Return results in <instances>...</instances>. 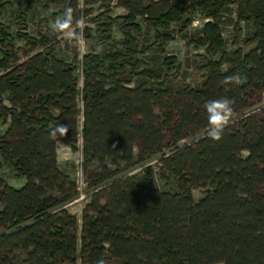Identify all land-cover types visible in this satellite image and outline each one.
Here are the masks:
<instances>
[{
    "label": "trees",
    "instance_id": "1",
    "mask_svg": "<svg viewBox=\"0 0 264 264\" xmlns=\"http://www.w3.org/2000/svg\"><path fill=\"white\" fill-rule=\"evenodd\" d=\"M67 1L77 18V0ZM233 1L253 27L244 45L229 52L220 20ZM120 5L129 13L101 14L98 31L110 42L116 24L124 23V50L85 55L82 88L76 64L54 54L56 33L20 34L31 46L20 61L14 48L3 49L9 36L0 26V122L8 125L0 154L26 178L16 188L0 175V264H264V0ZM198 10L210 20L193 42L221 58L208 61L201 85L174 88L165 72L178 69V58H164L159 71L142 69L135 56L152 47L140 50L132 32H141L137 16L149 14L157 49L165 53L173 24L184 23L186 30ZM41 44L53 52L37 51ZM234 74L242 84L221 83ZM121 76L146 81L130 87ZM222 98L233 101L236 117L215 141L207 135L204 105ZM60 124L68 126L67 135L50 136ZM80 133L85 172L98 166L87 174L92 192L82 225L65 206L80 191L59 168L57 152L59 143L78 149ZM184 139L191 140L179 145ZM155 156L162 178L174 176L178 190L169 177L165 189L157 188L152 165L143 175L129 174ZM194 188L206 189L198 201Z\"/></svg>",
    "mask_w": 264,
    "mask_h": 264
},
{
    "label": "rangeland",
    "instance_id": "2",
    "mask_svg": "<svg viewBox=\"0 0 264 264\" xmlns=\"http://www.w3.org/2000/svg\"><path fill=\"white\" fill-rule=\"evenodd\" d=\"M125 1V0H124ZM78 5L76 9L77 18L73 15V24L78 20L85 22V27L82 33L79 29L76 32L79 38L66 39L62 35L53 31L51 25L58 17H62L65 9L72 8L67 0L53 1V0H0V26L6 28V33L9 36L8 42L3 47L4 50H11L14 48L20 61H24L27 56L24 51L30 50L31 46L20 37L22 33H28L33 37L41 38L48 35L51 31L56 33L58 44L54 49V54L63 58L68 63L76 64L74 76L78 79V86H83V58L90 53L106 54L108 52H123L124 50V33L127 30L124 23L116 24L114 27L113 40L107 42L103 39L98 31V26L103 23L101 14L109 12L113 17L126 16L129 11L124 6L120 5V0H77ZM2 6H5L2 7ZM146 13V12H145ZM220 26L222 35L225 39L226 49L231 52L238 46H243L245 40L252 34V21L243 20L239 15V4L235 1L229 3L227 9L222 13ZM149 14H139L137 16V23L141 26V32L132 34L137 38L140 50L145 47H152L146 53H139L135 59L143 62L142 69L161 70V63L167 56H176L178 58V69L169 74L168 84L174 88L177 87H196L201 85L208 73V61H218L221 58L220 54L211 55L207 48L198 47L193 41L202 36V31L205 23L210 19L206 15V11L198 10L191 16L193 22L183 31L184 23L173 24L172 30L174 40L164 46L165 53L157 49L158 43L155 41V29L147 22ZM190 17L186 15L185 18ZM9 45V46H7ZM47 46L41 44L37 47V51H42L49 54L53 52L48 50ZM35 53V52H33ZM121 73V72H120ZM119 73V74H120ZM122 77V76H121ZM124 83L127 86L135 87L138 82H145L146 79L141 76H136L133 81L127 80L125 77ZM264 102V99H263ZM10 106V103L6 101ZM82 107V101H80ZM159 114V110H155ZM84 118L79 116V129L83 128ZM8 125L0 122V137L4 136ZM191 139H184L179 145L188 143ZM78 149H73L71 146L59 143L58 145V163L59 168L69 175L78 186L80 194L78 197L67 203L65 206L68 210L77 216L79 224L82 225V215L86 204L89 202V197L92 190L88 187L87 174L97 171L98 166L93 164L90 166L88 173L85 172L83 163V137L79 134ZM167 150L166 152H169ZM248 152H243V156H247ZM0 161L3 167L0 169V175L11 186L20 188L26 183L25 177H19L15 168L3 160L0 154ZM148 165L153 166V172L150 176L154 185L157 188H166V178H162V172L159 167L158 156L149 158L137 165L136 168L129 174L140 173L144 174V167ZM172 186L178 190L177 179L174 176L169 177ZM192 193L195 200H200L204 197L206 189L194 188ZM55 199H59V193H53ZM2 206L0 205V210ZM32 222V221H30ZM63 264H69L63 263Z\"/></svg>",
    "mask_w": 264,
    "mask_h": 264
},
{
    "label": "clouds",
    "instance_id": "3",
    "mask_svg": "<svg viewBox=\"0 0 264 264\" xmlns=\"http://www.w3.org/2000/svg\"><path fill=\"white\" fill-rule=\"evenodd\" d=\"M54 32L62 35L66 39L79 38L76 29H79L82 33L85 27V22L81 19L73 24V10L71 8L65 9L63 16L58 17L56 21L51 25ZM222 84H234L240 85L243 83V79L239 74L227 76L221 81ZM207 112V135L210 139L219 141L222 139L225 128L233 122L236 117V112L233 107V101L228 98L214 99L205 103L204 105ZM69 128L65 124L57 125L54 128L50 136L55 137L57 133L60 135H67ZM98 264H103V261H99Z\"/></svg>",
    "mask_w": 264,
    "mask_h": 264
}]
</instances>
